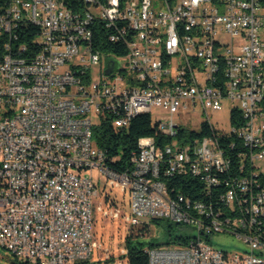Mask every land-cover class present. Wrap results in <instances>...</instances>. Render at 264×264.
<instances>
[{
  "label": "built area",
  "instance_id": "1",
  "mask_svg": "<svg viewBox=\"0 0 264 264\" xmlns=\"http://www.w3.org/2000/svg\"><path fill=\"white\" fill-rule=\"evenodd\" d=\"M100 27L117 51L99 47ZM224 101L242 114L230 131L208 120L210 134L178 137L181 108ZM154 107L170 113L159 126L171 141L155 150L142 136L133 168H111L94 128ZM259 161L264 0H0V264H101L95 214L122 216L118 194L128 221L167 219L191 236L147 247L149 264H264ZM170 177L193 192L166 196ZM219 234L240 244L226 250Z\"/></svg>",
  "mask_w": 264,
  "mask_h": 264
},
{
  "label": "trees",
  "instance_id": "2",
  "mask_svg": "<svg viewBox=\"0 0 264 264\" xmlns=\"http://www.w3.org/2000/svg\"><path fill=\"white\" fill-rule=\"evenodd\" d=\"M95 33L97 36H101L102 38V41L100 42L101 45H99V47L117 51L116 44L109 43L106 40L107 30L105 28L100 27L97 31H95ZM241 119L242 114L240 110L238 108H233L231 111L232 124L234 122L236 123V120ZM205 134H210V128L207 122L203 123L202 129L200 131L181 128L178 137L180 139H185L184 137L187 136L192 138L194 136H203ZM148 135L155 136V142L160 147H162L165 142L171 141V137H166L165 134H163V132L161 131L159 122H154L151 112L135 114V117L132 119L129 126L126 127H117L109 118H105L94 128V138L96 139V142L108 153V165L111 168L119 171L131 170L133 168L134 158L140 150L138 140L140 137ZM262 177L264 178V174H262ZM187 182L188 181L183 179V177L168 178L167 183L169 185V192L172 197H175V195H177V193L180 191L191 194L193 192V189L188 188ZM162 220L163 219L160 218L150 219L151 222L158 224ZM144 223V227H147L148 224L146 222ZM176 225L179 226V224L167 220L166 232L168 234V237L164 243L150 241L147 244L145 243V241H141V234H138L136 237H134L135 240L132 238L131 234L127 235L126 243L128 245V250L126 257L128 260V264H149L147 247L189 242L191 236L186 234L184 231H174L176 229ZM142 230L145 229L141 228V231Z\"/></svg>",
  "mask_w": 264,
  "mask_h": 264
},
{
  "label": "rangeland",
  "instance_id": "3",
  "mask_svg": "<svg viewBox=\"0 0 264 264\" xmlns=\"http://www.w3.org/2000/svg\"><path fill=\"white\" fill-rule=\"evenodd\" d=\"M99 65L94 66V79L99 77ZM231 111L232 106L230 102H223V109L219 111H210L209 114H205L201 107L196 109L190 105L188 108H181L175 115L174 121L181 126L189 130H198L202 129L203 123L211 120L215 125L220 128L230 131L232 128L231 122ZM136 113H145L149 111H135ZM152 118L154 122L168 121L170 113L161 108L154 107L152 112ZM262 171H264V161H259ZM107 192L111 193L113 196H116V192L107 188ZM119 208L122 211V216L113 217L109 213L106 215L102 211H97L95 214V225L94 233L95 237L99 242V247L96 249L95 257L99 260L101 264H128L125 251L128 250V245L126 243V236L130 235L135 240L138 234L141 241L149 243L150 241L164 243L167 240L168 234L166 232V219L160 221V223H153L150 219L142 217L140 220L142 222L133 223L126 219V212L129 211V206L124 199L123 194H118ZM107 206V203L104 205ZM144 222L148 224L147 227H144ZM141 228L145 230L141 231ZM176 232H187L183 230L181 225H176ZM214 243L218 246L233 251L235 250L237 244H240V241L231 234H219L214 237ZM166 246H172L167 244ZM3 254L7 253V250L1 249Z\"/></svg>",
  "mask_w": 264,
  "mask_h": 264
},
{
  "label": "bare ground",
  "instance_id": "4",
  "mask_svg": "<svg viewBox=\"0 0 264 264\" xmlns=\"http://www.w3.org/2000/svg\"><path fill=\"white\" fill-rule=\"evenodd\" d=\"M135 114H137L135 112ZM164 144L162 147L157 145V143L154 141V149L155 150H163ZM165 193L166 196L172 197V195L169 192V185H165ZM178 211L182 213V217L184 218H194V211L193 208L190 206H187L185 204H178ZM236 237H244V230H236Z\"/></svg>",
  "mask_w": 264,
  "mask_h": 264
}]
</instances>
